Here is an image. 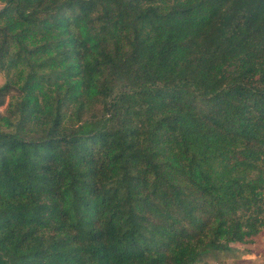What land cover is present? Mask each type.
Segmentation results:
<instances>
[{
    "label": "trees",
    "instance_id": "obj_1",
    "mask_svg": "<svg viewBox=\"0 0 264 264\" xmlns=\"http://www.w3.org/2000/svg\"><path fill=\"white\" fill-rule=\"evenodd\" d=\"M0 72V264L264 236V0H0Z\"/></svg>",
    "mask_w": 264,
    "mask_h": 264
},
{
    "label": "rangeland",
    "instance_id": "obj_2",
    "mask_svg": "<svg viewBox=\"0 0 264 264\" xmlns=\"http://www.w3.org/2000/svg\"><path fill=\"white\" fill-rule=\"evenodd\" d=\"M5 80V75L0 72V84ZM3 108H0V111ZM232 252L230 255H217L209 257L207 263L212 264H264V236L260 237L254 245H242L231 243Z\"/></svg>",
    "mask_w": 264,
    "mask_h": 264
}]
</instances>
